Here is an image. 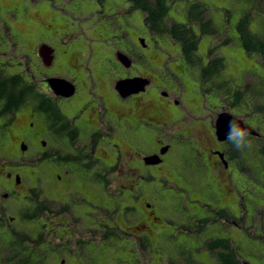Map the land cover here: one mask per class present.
<instances>
[{"label":"rangeland","instance_id":"1","mask_svg":"<svg viewBox=\"0 0 264 264\" xmlns=\"http://www.w3.org/2000/svg\"><path fill=\"white\" fill-rule=\"evenodd\" d=\"M194 1V0H189ZM203 3L208 9V15L213 17L217 26L220 27L221 32L225 34L227 31V36L232 38L233 44L226 47L225 52L228 56L227 61V71L226 78L229 79L231 84L234 86H241L242 78L247 73L248 83L251 85L252 94L256 95L263 92L264 99V83L259 78L263 71V66L257 61L256 56H247L243 47L239 44L238 33L236 30V25L241 19L242 15L246 12L243 8L252 7L255 10V17L257 21L251 22V30L254 33L262 31L264 23V2L255 1L244 2L243 0H197ZM233 1V2H232ZM114 3H119L118 0H112ZM95 3L97 1L95 0ZM94 3V0H0V59L3 60L4 64L11 69L12 72L22 71L21 74L24 77L31 76L26 74L27 72V60L23 57V54L27 53L28 63L30 69L34 74H38V71H43L42 68L39 70V65L41 60L33 54L36 46L44 42L54 49L55 66L52 69L45 70L47 75L55 74L66 76V79L78 78L77 87L80 97H77L76 101L78 104L84 103V70L81 63L84 62L83 56L88 49L86 43L84 42V30L89 37V44L94 48H109L110 46H104L108 43V36H105L104 27L102 25L103 18L97 17H84L87 16L89 12L93 9H98ZM186 5V3L184 2ZM244 4V5H242ZM179 7V13L172 11L170 16L176 21L183 23L186 19L183 11V4ZM108 6V0L105 3V9ZM177 6V5H176ZM175 6V7H176ZM123 7H118L116 11L122 13L125 9ZM94 10V13L96 12ZM230 12V20L228 18V12ZM249 10V9H246ZM85 14V15H84ZM137 18L133 21V26L127 30L122 31V33L127 32L131 39H134V31L140 35H144L145 30L143 28L142 13L136 15ZM90 26V27H89ZM225 27V31L223 28ZM9 28V31L6 29ZM120 31L114 32L116 36V42L120 41ZM102 34V35H101ZM224 37V36H223ZM220 36H215L216 42H220L225 38ZM17 45L14 47V45ZM215 43H212L208 47L212 48ZM8 46V47H7ZM7 47V48H6ZM169 47V48H168ZM6 52H3L5 50ZM205 45H202V50H204ZM208 48V49H209ZM157 51L153 52V67L157 72L156 79L159 83L167 85L166 80H168L169 75L163 69L166 66L170 71L181 73L180 63L178 59V54L173 46H165L161 44L160 47L156 48ZM171 52H170V51ZM73 55V57H70ZM97 54L95 53V56ZM70 58V59H69ZM70 60V61H69ZM98 61V57L95 58ZM24 64L23 67H21ZM39 64V65H38ZM182 64V63H181ZM99 70L103 73H107V66L104 61L100 60L98 63ZM97 66V67H98ZM16 68V69H15ZM38 68V69H37ZM15 69V70H14ZM17 70V71H16ZM61 73V75H59ZM124 74V71H121ZM111 73L108 72L107 76ZM63 78V77H62ZM100 79V78H99ZM70 80V81H71ZM72 80V81H73ZM100 84L106 89L105 98L109 104L117 105L116 100L111 93L110 88H108L107 83L109 81H102L100 79ZM76 84V81H73ZM39 81L37 82V85ZM113 88L115 87V82H112ZM249 96V95H248ZM228 105V103L224 102ZM119 105V104H118ZM214 106V105H210ZM212 108V107H211ZM219 114L221 106L218 107ZM26 110V109H24ZM20 117H27V114H20ZM211 115V114H210ZM213 115H211L212 118ZM218 116V115H217ZM188 118V117H187ZM211 118H204L203 120L208 121ZM24 119V118H23ZM19 120L11 125L9 130L10 134H15L16 136L25 135V120ZM190 119V118H188ZM186 119V120H188ZM36 123V129L42 128V123L39 119L34 120ZM247 124L254 127H259L264 136V113L257 114L254 117L249 116L247 118ZM22 123V124H21ZM21 124V125H20ZM127 131L123 126L119 131L120 137L128 142V145H124L122 142V151L124 150V158L120 162V170L114 173V177L108 174L109 183L108 191L104 189V185L98 183L92 179L89 175H84V187H82L79 180L78 183L80 188L83 189L80 192L82 197H84V205L80 208L74 207L77 212H75L80 217V222L83 223L81 227L74 217L68 215H49L48 220H43L44 223L39 222L34 224H27V230H36L38 233H43V237L51 248L63 252L66 246L67 248H79V240H84L87 238H93L99 241L92 242L86 250L85 256L84 251L77 252L74 254L59 255L58 253L52 254L53 262L50 264H174L179 254H186L189 256L194 264H215L214 261L207 259L206 254H200L197 250L198 239L196 234H187L185 231L179 230L180 221H186L185 217L189 219L195 214L199 217L206 216L205 211L210 212V209L214 208V199L222 197L223 202L222 207L227 206L233 209L234 214L239 217V209H242L245 213V217L241 220V225L233 226V232L230 235L233 237L235 246L239 251V256L242 261L246 264H264V244L260 240L255 239L253 236H259L260 231L258 225L261 220L264 219V166L259 160H251L246 153L242 159L243 170L234 167L233 177L230 182L227 183L229 188V197L227 196L224 187L226 181L219 180L218 175L211 173V169L208 165L203 166L201 159L204 157H209L196 142L191 138H182V142L186 143H175L173 144L172 151L167 156V162L165 165L161 166V170L170 167L171 162L174 165L172 169L173 175L169 174L167 169L165 173L169 176L168 186H163L156 181L160 180L155 178V182L150 185H142L145 193L137 200L133 199L134 189V179L126 178L125 172L129 171L126 161H131V163H136L137 167L140 164L137 163L139 158L143 154H149L156 151L155 143V133H149L148 135L139 136L137 132L135 135L133 132L130 134L124 132ZM176 130V129H175ZM171 131V130H170ZM174 132V131H172ZM107 141V145H108ZM117 142V139L114 140ZM16 144V143H14ZM204 149V145L200 144ZM108 147V146H107ZM195 147L201 149V159L196 158V162L191 161V165L194 169L201 167L203 173L201 178L203 179L198 183L197 192L186 191L182 189L176 181V172H182L184 170L183 161L185 148ZM107 153H101L104 156L103 162L106 166H111L112 163L116 162L117 152L113 150L110 146ZM131 151V152H130ZM249 154V153H248ZM159 155V154H158ZM255 156V152L251 154V157ZM183 160V161H182ZM176 161V163L174 162ZM182 161V162H181ZM200 162V163H199ZM175 163V164H174ZM180 163H182L180 165ZM151 172L155 175H159L158 170L150 168ZM127 170V171H126ZM220 175V172L217 171ZM38 175L40 172L36 170ZM171 177V178H170ZM43 178V175H42ZM44 183L40 186L41 188H47V195H53L52 191V177L49 175L44 176ZM142 179V178H141ZM140 179V180H141ZM143 180V179H142ZM142 184L145 181H140ZM173 183V187H172ZM120 192L116 195L119 188ZM46 194V193H45ZM114 194L116 197H114ZM210 197V198H209ZM228 200L225 202L224 200ZM227 203V204H226ZM153 204L155 210L157 211L160 220L158 222H151L149 226L143 227V231L150 237L151 245L146 250L142 252L136 248L134 250H127L126 243L123 240H118L117 238H111L110 240H100L103 237V233L107 231L106 224L111 232L116 233L121 238L127 240H134V236L130 232H134L135 228H141L146 225L144 220L150 221V217H146V208L152 210ZM133 206L137 208L138 214L132 220L130 218L131 211L126 210L127 207ZM211 206V207H209ZM132 208V207H131ZM145 209V211H144ZM263 210V214L260 216L255 215V210ZM149 213V212H147ZM256 218L254 221L253 218ZM97 219L101 222H97ZM139 219L141 221H136ZM175 219L178 222H174ZM135 220V221H134ZM152 220V219H151ZM96 221V222H95ZM170 221V222H168ZM254 221V222H253ZM176 223V224H174ZM45 224L44 227L42 225ZM231 229V225H228ZM254 226L255 229H251L250 234L245 228ZM257 228V229H256ZM211 229H213L211 227ZM129 231V232H128ZM142 231V230H139ZM135 233V232H134ZM138 234V233H137ZM7 240V236L0 233V241ZM138 242V240H137ZM139 243V242H138ZM128 247V246H127ZM128 249H131L128 247ZM133 251H136L137 256ZM142 252V256L140 253ZM13 249L8 246L4 249H0V258L7 257L10 258L13 255ZM140 256V258L138 257ZM60 257V258H59ZM51 258V257H50ZM50 260V259H48ZM1 264V263H0ZM5 264V263H4ZM179 264H184L182 260H179Z\"/></svg>","mask_w":264,"mask_h":264},{"label":"flooded vegetation","instance_id":"2","mask_svg":"<svg viewBox=\"0 0 264 264\" xmlns=\"http://www.w3.org/2000/svg\"><path fill=\"white\" fill-rule=\"evenodd\" d=\"M95 4L94 6L98 9H93L84 17L103 18L102 25L108 35V43L103 47H110L94 48L89 44V37L84 30V42L90 50L84 53V62L81 63L84 70V88L82 89L84 90V103L78 104L76 101L81 92L77 87L79 83L77 77L75 78L76 92L70 98L57 95L45 83L48 78L59 76L57 73L51 75L45 73V70L55 66V57L53 48V53L49 56L41 51V45L45 44L44 42L39 43L33 51V54L41 60L40 65L38 64L39 70L41 68L43 70L38 71L41 84L37 85L36 90L45 96L46 101L42 104L44 110L40 111L36 101L24 100L20 108L26 106V110L19 108L20 113L19 111L9 113L12 111L9 107L13 105L7 100L0 102V233L6 235L8 241L9 239L12 242L16 241L15 236L24 233L25 225L39 224L42 202L51 207L50 212L45 213L47 218L49 215H67L76 205H84L82 195L79 196L81 189L78 185L79 182H84V174L77 172L75 165L79 164L76 161L56 162L55 168L45 172L52 177V191L65 192V197L62 199V202H66L65 206L58 205L61 199L58 201L43 195L44 191L40 186L44 182L30 167L37 166L41 163L40 161L50 158L56 161L57 158H63L67 153L75 158L79 157L81 164L89 165L91 161L92 168L98 167L107 171L115 168L117 170V164L111 166L104 164L105 158L101 156V153L108 152L109 145L105 146V142L109 141L113 145L111 139L119 134L122 126L129 132L132 131L135 134L138 132L141 136L149 133L156 134V151L141 156V164L144 162V157L153 154H159L162 158L161 163L154 165L155 168L166 164L167 156L172 150L168 135L172 134L170 128L173 127L176 129L174 131L176 137L180 138L181 133L187 134L188 137L204 145L209 153L208 168H218L224 171L225 176H230L228 170L231 166L230 153L233 146L227 140L219 141L216 135L217 115L222 113L225 107H221L222 111L219 114H217L219 111L217 106L210 107L213 105L210 101L212 91L199 83V78L194 75L199 74V71L192 74L185 68L179 75L163 66L169 78L166 80L167 85L159 83L155 77L157 72L151 65L156 45L152 41L153 35L147 28L144 35L137 34L134 39L128 40L124 49L115 42L116 28L130 25L137 14L136 11H131L132 5L125 3L122 8L125 11L119 13L116 11L119 3L110 2L106 8L107 13H105L100 0H97ZM94 10H96L95 13ZM146 19V17L143 18V23ZM141 40L145 41V45L140 44ZM118 53H123L128 57L132 62L130 68L120 62ZM97 57L98 61H95ZM213 57L214 55H209L208 61L206 60L208 65L212 63ZM48 58L50 60L46 65L45 60ZM100 60L104 61L107 66V73L99 70ZM121 71H124V74H121ZM108 72L111 73L110 76H107ZM60 77L64 78V75ZM99 78L102 81L105 79L109 81L107 86L116 100L115 103L119 105H111L106 101L104 91L106 92L107 88L105 89L100 84ZM122 79H140L141 88L146 82L148 84L143 91L122 97L116 89L117 82ZM113 81L115 82L114 88ZM25 113L26 118L20 117V114ZM210 114L213 115L212 118ZM204 118L211 119L205 121ZM18 119H26L25 135L16 136L9 133L11 125L16 124ZM37 119L42 123L40 129H36L34 120ZM74 129L77 130L72 131ZM124 132L127 133L125 130ZM114 145V148L119 149L118 145ZM162 150L166 152L161 154ZM129 169L130 171L136 170L133 166H129ZM30 176L34 178L33 181H30ZM141 177L147 179L145 175ZM76 180L79 182L75 183ZM75 198L78 203L75 202ZM150 214L158 219L154 211Z\"/></svg>","mask_w":264,"mask_h":264},{"label":"trees","instance_id":"3","mask_svg":"<svg viewBox=\"0 0 264 264\" xmlns=\"http://www.w3.org/2000/svg\"><path fill=\"white\" fill-rule=\"evenodd\" d=\"M97 1V0H96ZM101 4L105 9V3L107 0H100ZM119 1V7H124L125 3L131 4L132 9L131 11H136L137 14L142 13L144 15L143 18H147L145 22H142V25L144 30H149L151 32L152 41L154 45L157 47H160L161 44H164L165 46H173L176 49V53L178 54V59L181 61L179 67L181 70V73L177 74H182L183 70L186 68V71L189 73H195L196 71H199V74L195 73L194 75L196 78H199V83L204 85L206 89H211L212 94L210 95V101H212L214 106L218 107H225V110L222 109L226 112H230L233 115L239 117L242 119L246 124H247V118L249 116L254 117L257 114H262L264 113V99H263V92L259 91V94L256 95L255 93L252 94L251 91V85L248 83V74L246 73L244 77L242 78V85L241 86H234V84H231L229 79L226 78V71H227V61H228V56L225 52L226 47L230 46L233 44L232 38L227 36V31H225V27L223 30L226 32L225 34L223 31L221 32L220 27L217 26L216 22L213 20V17L208 15V9L207 7L197 1H189V0H118ZM244 2H253L258 0H243ZM260 1V0H259ZM264 2V0H261ZM110 2L112 0H108V6L110 5ZM186 3V5L184 4ZM233 2V1H232ZM95 3V0H94ZM180 4H183V13L186 16V19L183 23L176 21L173 17L170 16V13L172 11H175L179 13L180 9L179 7L182 6ZM177 5V6H176ZM244 5V4H242ZM176 6V7H175ZM107 8V7H106ZM244 11H246L239 22L236 25V30L238 33V40L239 44L243 47L245 53L247 56H256L257 61L263 66L264 68V26L263 30L254 33L251 30V22L252 21H257L254 19L255 17V10H253L252 7H246L243 8ZM249 9V10H246ZM227 11V10H226ZM109 12V11H108ZM228 12V18L230 20V12ZM107 13V11L105 12ZM136 14V15H137ZM135 15V18H137ZM132 19L131 24L126 25L125 27H117V32L121 30L122 31H128L127 29L133 26V21ZM264 22H261V24ZM104 29V28H103ZM6 31H9V28L6 29ZM105 31V29H104ZM134 31V37L139 34L136 32L135 29ZM105 33H107L105 31ZM102 35V34H101ZM105 36H108L105 34ZM215 36H220L225 38L224 40L220 42H216L214 39ZM133 37V38H134ZM120 41L115 42L117 45L124 49L125 46L127 45L128 40L130 41L131 37L127 32L125 33H120ZM212 43H215V45L211 48L208 46L211 45ZM141 44V43H140ZM205 45L204 50H202V45ZM106 45V44H105ZM142 45V44H141ZM17 45L15 44L14 47ZM8 47V46H7ZM6 47V48H7ZM3 50V52H6ZM169 48V47H168ZM209 48V49H208ZM157 51V49H154ZM153 50V52H154ZM170 51V50H169ZM171 52V51H170ZM27 54V53H26ZM26 54H23V57L27 60V72L26 74H30L31 76L30 79L28 77H24V75L21 74L22 71H17V72H12L10 68L7 67V64H4L3 60L0 59V102L3 100H7L9 103H11L13 106L9 107L10 110L9 113L13 111H19L21 112L22 109H26V106L24 108L22 107L24 100H31V101H36L38 103V108L40 111H43L44 108H42V104L45 103V96L40 94L36 88H37V82L39 81V85L41 84L40 78L38 77V74H34L33 71L29 67L28 63V56ZM157 54L158 51H157ZM153 55V54H152ZM209 55H214V59L210 65L207 64ZM207 60V61H206ZM70 61V60H69ZM207 64V66L205 65ZM22 65V64H21ZM151 65L153 66V58L151 60ZM24 64L21 66L23 67ZM184 67V68H183ZM154 68V67H153ZM16 69V68H15ZM14 69V70H15ZM195 78V79H196ZM263 83H264V69L261 73V76L259 77ZM75 81V80H73ZM46 83V80H45ZM47 84V83H46ZM48 85V84H47ZM22 95V97H21ZM249 95V96H248ZM224 102L228 103L225 104ZM21 110H20V109ZM43 109V110H42ZM248 126L252 127L253 130L256 132V135H249V139L252 141L253 147L252 149L245 150L243 152L237 151L234 149V147L231 149L230 153V158L231 159V166L230 170V176H225L224 171H220L218 168H212L211 167V173L213 172L215 175H218L219 180H224L226 181L225 187L223 190H225L227 196L229 197V188L231 186H228L227 183L231 181L233 177V172H234V167L239 168L240 170H243L244 168L242 167V159L244 157V153L248 155V157L251 160H259L262 162L264 166V136L263 133L261 132L259 127H254L250 124H247ZM77 129H74L72 131H76ZM171 130V135H168V140H170L173 148V144L175 143H183L182 138H190L188 137L187 134H182L180 138L176 137L174 135V132L176 131L173 127L170 128ZM132 132V131H131ZM130 134V132H127ZM180 134V133H179ZM131 135V134H130ZM135 135V133H134ZM174 135V136H173ZM141 137V135H139ZM117 139V142L115 143L114 140ZM157 137L155 135V141ZM192 139V138H191ZM194 142H196V139H193ZM123 141V142H122ZM112 144L118 145L119 149L115 146L114 144L111 145L110 142H108V145L117 152V159L116 162L112 163V165H118V169L116 170L115 168L112 169L111 171H107L106 169H99L98 167H93L91 166V161H89V165L86 164H81V159L75 158L73 155L69 154H64L63 158H57L56 161L53 159H46L43 161H40V163L37 166H32L30 167L33 168L35 171L38 170L40 172L39 176L41 177L42 181L44 180V176L47 175L45 172L51 171V169L55 168L54 165H56V162H77L79 165H75L76 170L80 174L89 175L92 179L97 181L100 184L104 185V189L109 192L107 189L109 187V183L111 182L109 180V176H107L109 173L111 174V177H114V173L118 172L120 170V162L122 158H124V150L122 151V143L124 145H128V142L120 137V134L116 135L111 139ZM122 142V143H121ZM156 147H157V141L155 142ZM198 146L209 156V153L207 150L202 148L198 142H196ZM186 145V143H183ZM107 142H105V146H108ZM201 149L195 148V147H190V148H185L186 152L184 153V161H183V167L184 170L182 172L177 173L176 172V181L178 182L177 185H180L182 189L186 191H196L198 189V183L201 182L203 179L201 178V175L203 173V170H201V167H197V169H194V167L191 165V161L198 162L196 161V158L201 159ZM107 150H109L107 148ZM172 151V150H171ZM255 152V156L251 157V154ZM131 152V151H130ZM249 153V154H248ZM124 154V156H123ZM144 155V154H143ZM142 155V156H143ZM148 156V155H147ZM141 157L139 158V161H137L138 164H140V167L136 166V163H131V161H126L128 165V172H125L126 178H131V175L133 176L134 179V185H132L134 189V194L132 196L133 199H139L145 191L142 188V185H150L153 182H155V178H159L160 180L156 181V183H159L163 186H168L170 184L168 175L165 173V171L168 169L169 174L173 175L172 169L174 165L170 163V167H167L161 170V167L155 168L154 165H148L144 162L141 164ZM181 161V162H182ZM176 163V161H174ZM203 166H205L208 163L207 157H204V159L201 161ZM199 162V163H200ZM174 163V164H175ZM61 164V163H59ZM57 164L58 166H60ZM182 163H180L181 165ZM129 166H133L136 168L134 171H130ZM29 169V167H26ZM59 168V167H58ZM150 168H154V170L160 169L158 171L159 175H155L151 172ZM174 169V168H173ZM60 170V169H59ZM126 170V171H127ZM34 171V172H35ZM220 172V175L218 172ZM29 172H32L29 170ZM43 175V178H42ZM145 175L147 176V179H143L141 176ZM143 180H142V179ZM171 178V177H170ZM33 177L30 176V181H33ZM88 179H84V181H88ZM141 179V180H140ZM140 181H145L144 184ZM44 182V181H43ZM135 183L137 184L135 186ZM53 184V183H52ZM42 185V184H41ZM82 187H84V182H81ZM172 183V187H173ZM44 193L43 195L51 198V199H57L58 205L65 206L66 202H62V199L65 197V192H55L53 195L48 196L47 195V188L44 187L42 188ZM53 189V188H52ZM83 193V189L80 188ZM121 187L119 188L118 192L116 193L119 194ZM46 193V194H45ZM84 194V193H83ZM81 193H79V196ZM114 194V197H116ZM225 199L224 201L226 202L228 200ZM79 199V197H77ZM210 198V197H209ZM230 198V197H229ZM50 199V200H51ZM84 199V197H83ZM214 199V208L210 209L208 212L207 210L205 213L207 214L206 216L199 217L195 214V216L190 217L189 219H186V221H180L179 224V230L180 231H185L187 234L192 235L193 233L197 235L198 239V252L200 254H206L207 259H210L214 261L215 264H246L244 261L241 260L239 256V251L237 247L234 244L233 237L230 235L233 232V226L235 225H241V220L245 217V213L243 212L242 209H239V217L234 214L233 209L228 208L227 206L222 207L221 203L223 202L222 197L220 198H211ZM75 202L78 203L77 199L75 198ZM80 201V200H79ZM84 202L82 201V204ZM227 204V203H226ZM41 212H40V219L39 222L44 223L43 220H48V216L45 215V213L50 212L51 207L47 204L42 202L41 203ZM74 205V204H73ZM45 206V207H43ZM82 205H76V207L80 208ZM150 207L153 206L154 209L152 208H146L147 211H145L146 217H150V221H141L139 219H136V221H141L145 222L146 225L144 226H149L151 222H158L160 220V217L155 210V206L153 204L149 205ZM132 207V208H131ZM211 207V206H209ZM67 208V207H65ZM126 210H130V218L132 220L134 217H136V214H138L137 208L130 206L127 207ZM47 211V212H46ZM154 211L156 216H158V219L155 218L154 215H151L150 213ZM77 212L76 209H70L68 216L74 217L77 222L80 223L81 227L83 226V223L80 222V217L75 213ZM149 212V213H147ZM72 213V215H71ZM263 214V210L256 209L255 210V215L260 216ZM45 215V217H43ZM256 218H253L254 221H256ZM135 221V220H134ZM253 221V222H254ZM96 222V221H95ZM97 222H101V220L97 219ZM170 222V221H168ZM174 222H178L177 219H175ZM107 227V231L103 233V237L100 240H110L111 238H117L118 240H123L126 243L127 250H134L138 249L140 251L143 250L142 252H146V250L149 248L151 245L150 243V237L143 231V227L141 228H135V233L130 232L132 236H134V240H127L124 238H121L119 235H115L116 233L111 232L109 229L111 227H108L109 224L107 222H104ZM176 224V223H174ZM228 225H231V229L229 228ZM45 224L42 225L44 227ZM258 229L260 231L259 236H253L255 239H258L261 241L262 244H264V219L260 221L258 225ZM25 230L24 233L22 234H17L15 236L16 241L14 240L13 242L9 239L5 241H0V249H4L6 247H10V249H13V256L8 258L4 257L3 259L0 258V263L1 264H50L53 262L52 259V254L58 253L60 256L66 253L67 255L74 254L77 252L84 251V256L86 253V250L88 249V245L92 242L99 241L93 238H87L82 240H79V248H67L66 246H63L65 250L63 252L53 249L48 245L43 237V233H38L36 230H27L26 225L24 226ZM211 227L213 229H211ZM246 231L250 234L252 231L251 229H255L254 226H251L249 228H245ZM257 229V228H256ZM142 230V231H139ZM129 232V231H128ZM138 233V234H137ZM138 240V242H137ZM131 249H128V247ZM134 254L137 256L136 251H133ZM142 252L140 253V256H142ZM81 254H83L81 252ZM140 256H138L140 258ZM51 257V258H50ZM60 258V257H59ZM50 259V260H48ZM179 260H182L184 264H194L189 256L186 254L182 253L179 254L177 257L176 261L174 264H179ZM85 264V263H84ZM87 264H89L87 262Z\"/></svg>","mask_w":264,"mask_h":264},{"label":"water","instance_id":"4","mask_svg":"<svg viewBox=\"0 0 264 264\" xmlns=\"http://www.w3.org/2000/svg\"><path fill=\"white\" fill-rule=\"evenodd\" d=\"M141 44L145 45V41L141 40ZM41 51L42 52L44 51L47 56L53 53V49L47 44L41 45ZM118 58L125 67L127 68L131 67L132 62L128 59V57L125 54L118 53ZM49 60L50 58L45 60L46 65L49 62ZM139 82L140 79H122L117 82L116 89L119 91L122 97H127L134 93H139L140 91H143L144 87L148 84V82H146V84L143 85V88H141ZM46 83L51 89H53V91L57 95L63 97L70 98L76 92V85L72 81L66 78L50 77L46 80ZM233 119L237 120L238 123L241 125V127L247 129L249 135H256V132L253 130V128L248 126L242 119L233 115L230 112L224 111L218 115L216 121V135L219 141H226V136L229 130V123ZM165 152H166L165 150H162L161 154H164ZM220 157L223 158V155L220 154ZM144 161L148 165H157L162 162V158L158 154H153L144 157Z\"/></svg>","mask_w":264,"mask_h":264},{"label":"clouds","instance_id":"5","mask_svg":"<svg viewBox=\"0 0 264 264\" xmlns=\"http://www.w3.org/2000/svg\"><path fill=\"white\" fill-rule=\"evenodd\" d=\"M226 140L234 147L235 150L243 152L251 150L253 147L252 141L249 139L247 129L241 127L237 120L233 119L229 123V130Z\"/></svg>","mask_w":264,"mask_h":264}]
</instances>
